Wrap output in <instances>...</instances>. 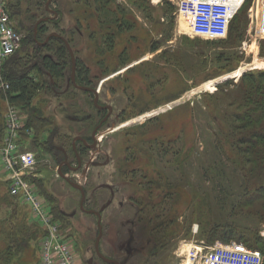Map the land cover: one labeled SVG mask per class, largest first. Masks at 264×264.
Here are the masks:
<instances>
[{
    "label": "rangeland",
    "instance_id": "374dc122",
    "mask_svg": "<svg viewBox=\"0 0 264 264\" xmlns=\"http://www.w3.org/2000/svg\"><path fill=\"white\" fill-rule=\"evenodd\" d=\"M30 1L24 0L20 7L25 16L32 12L35 16L33 20L36 21L49 15L46 5L48 0H38V6L29 3ZM141 1L112 0L113 7L120 5L118 15L135 24L131 31L118 32L113 51L105 49L107 45L102 39L104 29L111 27L107 21L100 25L94 17L91 19L93 28L89 31L84 29L80 34L76 31L75 16L78 12L72 11L78 6L75 0H56V8L63 12L57 21L59 25L55 27L56 18L52 19L53 22L50 20L45 23L50 32L61 33L59 30L65 29L67 33L74 30L73 33L70 32L72 38L70 44L76 59L83 60L90 67L92 75H99L97 78L111 75L108 85L114 86L115 90H125L130 96L131 104L128 107L132 116L128 119L131 121L130 124L105 136L104 146L115 159L124 155L126 145L144 149V143L138 141L137 134L143 133L141 124L154 115L161 116L163 125L161 129L147 134V137L160 136L168 141L179 139L175 143L181 148L177 159H172L171 155L166 156L152 145L153 149L156 148L153 153L156 155L157 163L151 162L153 164L148 167V177L170 189L168 192L173 205L167 207L165 216L162 215L153 221H150V216L147 215L149 208L146 210L147 213L140 214L143 221L147 222L148 219L155 226L154 247L157 250L155 249L154 255L144 257L146 264L180 263L185 257L183 254L187 246L185 244L204 243L212 246L216 243L241 242L238 238L229 241L222 239L218 236L220 230L216 231L218 233L214 238H209L205 234L218 225L235 226L244 235L257 232L264 239V220L256 214L252 215L257 207L249 205L243 207L240 204L256 193L255 187L262 178L256 168L254 169L258 166L256 160L255 162H252V159L248 160L250 154L247 151L255 135L252 133L253 126L240 120L239 113H243L245 109L238 107L240 103L238 85H241L242 76L245 73L264 70V38L255 39L249 33L252 0H248L237 14L231 31L224 40H210L192 35L175 2L169 0L171 4H167L168 0H148L145 12L139 6ZM7 3L10 6V0H7ZM28 6L31 11H28ZM51 6L50 3L49 7ZM112 28L116 29L113 25ZM91 29H94L93 36L90 35ZM21 32L24 39L26 34L24 31ZM63 36L66 37V34ZM34 38L36 42L42 41L35 32ZM255 42L257 46L253 45ZM154 44H159V47L152 52L150 48ZM30 46L33 50L34 45ZM41 51L44 53L45 49ZM68 54L67 84L72 74L69 50ZM238 70L241 74L236 77L235 73ZM97 80L94 83H97ZM208 82H214L215 88L207 89L205 84ZM59 93H57L59 96H55L48 90L42 91L35 98L34 106L39 107L44 116L52 119L53 129L57 127L64 132L69 131L70 125L73 124L59 113L62 110L61 102L65 104L71 100L73 102L80 100L85 103L88 97L82 91L77 92L75 99L73 95L64 98V95ZM145 107H152L148 109L150 111L158 110L151 111L156 112L151 115L138 113ZM225 114L229 117L224 120ZM30 149L35 151V145L31 144ZM37 156L44 189L49 197L53 198L55 205L59 200L63 209L71 211V206L79 202L80 192L62 178L55 177L53 169H56V164H52L50 168L46 166L47 157L44 154L37 152ZM141 157L146 161V157L142 155ZM148 157H151V153ZM152 159L153 157L149 158V161ZM240 165L245 169L244 176L241 171L243 167ZM113 168L112 165L92 168L90 174L93 183L113 180ZM162 175L164 179L161 178ZM243 177L247 178V181H244ZM165 179L176 185H170ZM241 181L249 188L243 189ZM145 185H150L149 181ZM5 188L7 186L0 182V196L6 198ZM101 191L103 195L108 194L106 190ZM203 197L204 204L201 200ZM124 198H127L125 194L117 196L114 205L106 212L107 217L115 218L116 224L128 215L127 210L119 209L121 208L119 202H123ZM155 200L157 199L153 198L154 202ZM8 205L0 202V264H41L39 238L29 239L28 248L22 254L21 262L15 250L7 249L11 236H15L11 234V230L17 212L15 206ZM17 210L20 218L27 221L29 218L27 209L18 206ZM157 213L158 209L154 208V216ZM81 218L86 220L84 223L90 224L94 217L85 214ZM111 220L108 234L114 238L117 226L111 224ZM160 223L162 227H157ZM146 229L147 227L136 231V236L146 235L145 233H148ZM7 258L9 260L6 261Z\"/></svg>",
    "mask_w": 264,
    "mask_h": 264
},
{
    "label": "trees",
    "instance_id": "16d2710c",
    "mask_svg": "<svg viewBox=\"0 0 264 264\" xmlns=\"http://www.w3.org/2000/svg\"><path fill=\"white\" fill-rule=\"evenodd\" d=\"M23 1L24 0H10L9 9L12 17L17 22L16 29L21 32L24 31L25 28V30L28 32L23 39L22 44L24 45V48H22V45V47L16 51L5 63L4 77L7 81L8 87H4L2 90H0V138H2L5 133V99L8 98L12 103L19 106L28 114L27 126L33 128L34 130L32 145H37L40 143V141L45 139L46 135L54 133L55 130L52 128L54 125L52 119L44 116L41 109L34 106V100L37 98L38 94L44 90H48V92L56 94L55 90L62 91L66 88L67 79L69 76L67 73L69 54L67 46L60 37H52L44 46H42L38 41V43L35 41L34 25L37 20H33L35 16L32 12V14L28 13L25 16L24 12L20 9V7L23 5ZM29 3H35L38 6V0H31ZM75 3L78 4L79 7L77 6V8L73 9L72 11L78 12V14L75 16V24L77 26L75 29L79 34L83 32L84 29L89 31L90 28H93L91 19L94 17L97 19L96 21L100 25L101 23H106L107 21V23L111 26L104 29L105 32L102 36L104 44L107 45L105 49L108 48L111 51L114 50L118 32L131 31L135 28V24L129 19L120 17L118 15V7L120 8V5L117 4V7H113L112 0H75ZM166 3L171 4L169 0L166 1ZM146 4H148V0H142L141 3H139V6L145 12L147 11ZM27 9L28 11H31L30 6H28ZM59 19L60 18L54 22L55 25H57L55 27H58L59 23L57 21ZM234 20L231 23L229 33ZM112 25L115 26L116 29L112 28ZM48 30V25L45 22H42L39 25L38 38L43 40ZM64 30L59 31H61L62 34H66V38L71 43L72 38L70 35L74 32V30H70L71 33L69 31L65 33L66 30ZM93 30L91 29L90 31V35L92 34L91 36L94 34ZM237 31L238 30H236V32ZM24 33L26 32L24 31ZM31 44L34 45L33 50L30 46ZM158 47L159 44H154L151 46L150 50L155 52L158 50ZM44 49L45 52L42 53L41 50ZM104 52L105 51H102V53ZM76 77H78L77 81L79 84H87L90 82L91 69L81 59L77 60ZM238 88L240 91V103L238 104V107L245 109L243 113H239V118L240 120L253 126L252 133L255 134L254 138H252L250 141L251 145L247 151V153L250 154L248 160L252 159V162H255L256 160L258 166L254 167V169L256 168V170L260 173V177H262L257 182V186L255 187L256 193H254V195L248 199L242 201V203L240 202V204L243 207L245 205L257 207L253 213L251 211L250 212L252 215L256 214L264 220V70L245 73L242 76L241 85H238ZM77 92L78 90L73 85H71V87L67 89L64 94H62L65 95L66 98L72 97V95L75 98L77 97ZM150 108L152 107L142 108L138 113L144 112ZM127 117L132 116L131 114H128L126 118ZM228 117L229 116H227V114L223 116L224 120ZM162 125L161 116H155L149 119L145 124L141 125L143 133L137 134L139 135L138 141L148 144V146H145L147 151L145 154H143L141 149L139 150V155L146 157V161H143L142 157H139L137 158L136 164L139 166V171H144V174L150 183V185L147 186V189L150 191V194L147 192L149 201L152 202L153 198L159 200L158 202L162 203L163 215L165 216L167 214L166 211L168 210L167 207H169V205H173V200L170 199L169 188H164L162 183H158L156 180L148 177V167L155 162L157 163L156 155H154L153 151L150 152L153 159L149 161V158L151 157H148L150 154L148 151L152 149V145H155L157 149H154L158 150L159 152H163V154L166 156L171 155V158L173 157L172 159H177L181 153V148H179L178 145H175V143L179 141L178 138L174 139L173 141H168L164 140V138L160 136H146L151 132L157 131L158 128L161 129ZM134 140L136 141V139ZM171 162L174 163L172 160ZM239 162L242 164L240 159ZM240 167L242 168L243 166L240 165ZM240 167L239 169H241ZM126 169H128V167ZM241 171L243 172L242 176H244V167ZM161 178L164 179L163 175ZM243 178L245 179L244 181H247V178ZM165 181L172 186L176 185L175 183L169 182L168 179H165ZM37 183L39 192L44 195L51 204L52 212L54 213L55 218L62 219L58 206L55 205L53 198H50V195L44 189L42 178L38 179ZM241 184V187H244L243 189L246 190L249 188L248 186H245V183H242V181ZM4 195L6 194L4 193ZM145 199H147V195L146 197L145 195H139L137 198V200L140 201H144ZM204 199V197L201 199L202 204H204ZM0 202L9 204V207L15 206V209L18 212L17 207L20 201L17 199V197L10 194L6 195V198L5 196H0ZM169 211L172 212V210ZM17 212H15L16 215L13 214L16 218L13 220V230H11V234L15 236H11V240L7 244V249L15 250L17 253H24L27 250L26 248H28L29 239L34 237L36 238L39 233L38 230H31L32 226L29 225L24 219L20 218V215ZM210 230H208L209 232H205L209 238H214L216 233L220 232L218 236L222 239L229 241L233 238H238L239 241L245 243L250 248L261 249V252L264 256V239L259 236L257 232H252V235H244L243 232L238 231L235 226L226 225H218ZM19 258V261L21 262L22 258ZM7 260H9V258H7L6 261Z\"/></svg>",
    "mask_w": 264,
    "mask_h": 264
},
{
    "label": "flooded vegetation",
    "instance_id": "af4514ba",
    "mask_svg": "<svg viewBox=\"0 0 264 264\" xmlns=\"http://www.w3.org/2000/svg\"><path fill=\"white\" fill-rule=\"evenodd\" d=\"M55 1L51 0L52 6L49 8L57 11L58 17H54L56 14L48 8L50 13L48 16H44L49 17L48 21L51 20L52 22L54 21L52 19L60 18L63 13L56 8L57 4ZM45 22L47 23V21ZM35 25L34 32L38 36L39 25L37 32ZM75 28H77L76 24ZM24 31L27 35L28 31L25 28ZM51 33L48 30L40 43L44 42ZM57 33L63 35L60 32ZM97 77L99 75H92L91 73L90 82L87 84H79L77 81L78 77H76L77 84L90 87L95 92L77 88L72 83L71 76L63 91L55 90V95L59 96L58 92L62 95L73 85L78 91L86 94L88 99L85 103L80 100L76 102L71 100L65 104L61 102L62 110L59 113L73 125H70L69 131L64 132H61L60 128L54 127V133L46 135L44 140L35 145L37 150L35 152L42 153L47 157L46 166L51 168L52 164H56V169H53L55 170V177L58 179L62 178L72 187L74 186L70 181L83 187L85 193L83 207L81 206L82 190L74 187L81 194L78 204L71 206V211H69L63 209L62 203L58 200L57 206L61 212L62 219H56L52 212L54 218L60 222L66 238L73 245L78 264H146L147 261L144 257L154 255L157 250L154 247L156 245V237L153 234V227L155 226L150 221L162 217V203L158 202L159 200H155L156 203L153 200L152 202L154 203L149 201L147 192L149 193L150 191L145 185L148 181L147 177L144 171H139V166L136 164L137 158L141 157L139 148H132L126 145L124 155L115 159L108 148L104 146L105 136L108 133L130 124L131 121L128 119L131 117L126 118V116L131 112L128 109L131 99L127 91L115 90L114 86L108 85L112 78L111 75L104 78ZM96 80L97 83H94ZM64 98H66L65 95ZM159 110L163 111L166 109ZM151 111L145 110L140 112V114L151 115L156 113H151ZM147 121H144L141 125ZM141 151L143 154L147 152L145 144L144 149H141ZM152 151L155 150L153 149ZM111 165L114 167L112 172L113 180L94 184L93 177H91L92 174H90L91 169L109 167ZM127 167L128 169H126ZM62 174L70 180H67ZM101 190H106L108 194L103 195ZM123 194L127 198H124L123 202H119L121 204L119 209L127 210L126 214L128 215L119 221V224H116L115 218L107 217L106 212L114 205L116 197ZM139 195H145V197L147 195V199L144 201L137 200ZM103 206L104 209L101 210ZM154 208L159 211L155 216L153 214ZM147 209L150 221L147 219L146 222L143 221V217L140 214L143 212L147 213ZM90 211L94 212L90 213ZM96 211L100 212V216L95 213ZM85 214L94 217L92 218V223H84L86 220L81 217ZM110 220L112 221L111 224L117 226L114 238L108 234ZM158 226L162 227L161 223ZM145 227H147L146 231L148 230V233L137 237L136 231Z\"/></svg>",
    "mask_w": 264,
    "mask_h": 264
},
{
    "label": "built area",
    "instance_id": "2783aa9c",
    "mask_svg": "<svg viewBox=\"0 0 264 264\" xmlns=\"http://www.w3.org/2000/svg\"><path fill=\"white\" fill-rule=\"evenodd\" d=\"M178 4L179 13L190 33L205 39L227 38L234 18L247 0H170ZM249 33L255 39L264 38V0H252ZM7 0H0V90L8 87L4 77L6 61L22 47L23 34L16 29ZM170 107V106H169ZM28 114L5 99V133L0 138V182L8 193L24 204L43 231L41 264H78L73 245L54 218L47 198L39 192L37 180L42 178L38 157L30 149L33 128L27 126ZM185 252V253H184ZM178 264H263L259 249L242 242L231 241L209 246L190 243Z\"/></svg>",
    "mask_w": 264,
    "mask_h": 264
},
{
    "label": "water",
    "instance_id": "95a60500",
    "mask_svg": "<svg viewBox=\"0 0 264 264\" xmlns=\"http://www.w3.org/2000/svg\"><path fill=\"white\" fill-rule=\"evenodd\" d=\"M50 2H51V0H49V1L47 2V4H46V5H47V8H48L51 12H54V13L56 14L54 17H58V13H57V11H55V10H51V9L49 8V4H50ZM49 19H50L49 17H43V18H40V19L37 21L36 25H35V30H36V32H37L38 25H39L41 22L48 21ZM54 36H56V37H60V38L64 41V43H65V45L67 46L68 50L70 51V55H71V59H72V74H71V81H72V83L74 84V86H76L77 88L82 89V90H91V91H94V89H92V88H90V87H85V86H81V85L77 84V81H76L77 59H76V57H75V55H74V51H73V49H72V47H71V44H70L69 40H68L65 36H63V35H61V34H59V33H57V32H52L51 34L48 35L47 39H46L44 42L40 43V44H41V45H45V44L50 40V38H52V37H54ZM94 92H95V91H94ZM62 176L65 177L67 180H70V179H68L66 176H64V174H62ZM70 182H71V184H72L74 187H77V188H79L80 190H82L83 197H82V200H81V206L83 207L84 199H85V193H84L83 187H82L81 185H78V184L72 182V181H70ZM103 209H104V206L102 207L101 210H103ZM91 212H94V211H90V213H91ZM95 213L98 214V215L100 216V212H99V211H96Z\"/></svg>",
    "mask_w": 264,
    "mask_h": 264
},
{
    "label": "crops",
    "instance_id": "0c3cea01",
    "mask_svg": "<svg viewBox=\"0 0 264 264\" xmlns=\"http://www.w3.org/2000/svg\"><path fill=\"white\" fill-rule=\"evenodd\" d=\"M4 193L7 194V195H9V194H8V190H7V188L4 189ZM18 206H19V207L21 206V208H25V209H27V211H28V213H29V218L27 219L26 222H28V224L32 226V230H38L39 235H38L36 238H37V239H38V238L41 239V238H42L43 231H42V229H41V227H40V224H39V223L37 222V220H35V219L33 218V216L31 215V213H30L31 210H30L29 205H28V204H24V203L19 202ZM18 254H19L18 256L21 257L22 254H23V252H20V253H18Z\"/></svg>",
    "mask_w": 264,
    "mask_h": 264
},
{
    "label": "bare ground",
    "instance_id": "6f19581e",
    "mask_svg": "<svg viewBox=\"0 0 264 264\" xmlns=\"http://www.w3.org/2000/svg\"><path fill=\"white\" fill-rule=\"evenodd\" d=\"M187 26H188V25H187ZM253 45L257 46L256 42L253 43ZM258 63H259V62H258ZM240 74H241V71L238 70V71L235 73V76H236V77H239ZM205 87H206L207 89H214V88H215V87H214V82H208V83H206V84H205ZM185 245L188 246L189 244H185ZM187 246H186V247H187Z\"/></svg>",
    "mask_w": 264,
    "mask_h": 264
}]
</instances>
